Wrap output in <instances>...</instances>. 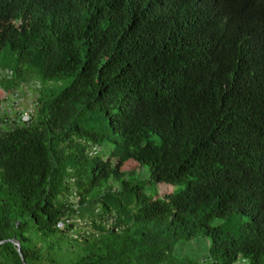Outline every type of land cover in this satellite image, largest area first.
Segmentation results:
<instances>
[{
  "label": "trees",
  "instance_id": "16d2710c",
  "mask_svg": "<svg viewBox=\"0 0 264 264\" xmlns=\"http://www.w3.org/2000/svg\"><path fill=\"white\" fill-rule=\"evenodd\" d=\"M27 74L32 108L0 107L4 263L264 264V0H0V97Z\"/></svg>",
  "mask_w": 264,
  "mask_h": 264
},
{
  "label": "rangeland",
  "instance_id": "374dc122",
  "mask_svg": "<svg viewBox=\"0 0 264 264\" xmlns=\"http://www.w3.org/2000/svg\"><path fill=\"white\" fill-rule=\"evenodd\" d=\"M41 78L38 77L35 74H27L25 75V81L23 82L24 87L22 89L16 90L18 96H14V93L11 94H5L4 96L0 97V107L1 110H7L12 116H13V111L14 108L18 107V109L23 112V111H28L32 108L33 103L36 99V95L38 93L37 89H40V83H41ZM69 79H63L57 82H42V86L44 91L47 93H58L62 88L66 87L69 84ZM7 95V96H6ZM1 96V95H0ZM12 96V97H11ZM104 147H101V152L104 151ZM135 166L134 163L132 162H127L122 169L123 170H131ZM145 171H142L140 178L145 181V191L147 193H151L153 190L152 184L149 183V179L146 175H143ZM89 216L88 212H80L78 213V216L73 218V220L77 223L74 227L78 229V227L82 228L84 227L85 230H89L90 227L86 225V222L89 221ZM192 249L197 250V244H191ZM203 247V245H200V249ZM191 251V250H190ZM0 264H6L4 263V258L0 254Z\"/></svg>",
  "mask_w": 264,
  "mask_h": 264
},
{
  "label": "water",
  "instance_id": "95a60500",
  "mask_svg": "<svg viewBox=\"0 0 264 264\" xmlns=\"http://www.w3.org/2000/svg\"><path fill=\"white\" fill-rule=\"evenodd\" d=\"M14 243H15V245L17 246V250H18L19 254L21 255L20 247H19V243H18V242H14ZM22 260H23V259H22Z\"/></svg>",
  "mask_w": 264,
  "mask_h": 264
},
{
  "label": "built area",
  "instance_id": "2783aa9c",
  "mask_svg": "<svg viewBox=\"0 0 264 264\" xmlns=\"http://www.w3.org/2000/svg\"><path fill=\"white\" fill-rule=\"evenodd\" d=\"M23 119L27 120L28 119V115L24 114Z\"/></svg>",
  "mask_w": 264,
  "mask_h": 264
}]
</instances>
